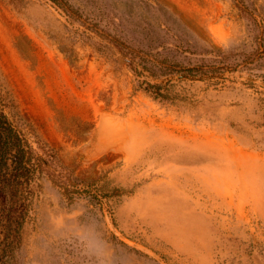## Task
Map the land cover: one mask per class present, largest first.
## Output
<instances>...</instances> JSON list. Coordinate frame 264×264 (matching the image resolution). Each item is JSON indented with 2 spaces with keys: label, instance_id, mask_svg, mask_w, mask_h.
I'll return each mask as SVG.
<instances>
[{
  "label": "rangeland",
  "instance_id": "1",
  "mask_svg": "<svg viewBox=\"0 0 264 264\" xmlns=\"http://www.w3.org/2000/svg\"><path fill=\"white\" fill-rule=\"evenodd\" d=\"M66 3L0 0V100L61 179L0 264H264V0Z\"/></svg>",
  "mask_w": 264,
  "mask_h": 264
},
{
  "label": "trees",
  "instance_id": "2",
  "mask_svg": "<svg viewBox=\"0 0 264 264\" xmlns=\"http://www.w3.org/2000/svg\"><path fill=\"white\" fill-rule=\"evenodd\" d=\"M52 1L63 7L67 4L66 0ZM152 92L157 97L162 96L158 89ZM27 128L21 119L13 120L5 113L0 100V214L26 207L33 194V183L39 176L51 175L61 182L57 172L60 163L54 150L40 141H36V148ZM38 149L42 153L37 152Z\"/></svg>",
  "mask_w": 264,
  "mask_h": 264
}]
</instances>
